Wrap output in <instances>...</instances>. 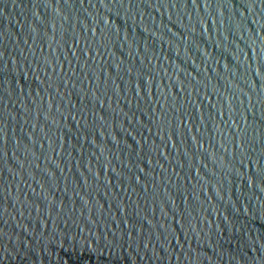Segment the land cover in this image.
Instances as JSON below:
<instances>
[{"label":"water","instance_id":"95a60500","mask_svg":"<svg viewBox=\"0 0 264 264\" xmlns=\"http://www.w3.org/2000/svg\"><path fill=\"white\" fill-rule=\"evenodd\" d=\"M0 264H264V0H0Z\"/></svg>","mask_w":264,"mask_h":264}]
</instances>
